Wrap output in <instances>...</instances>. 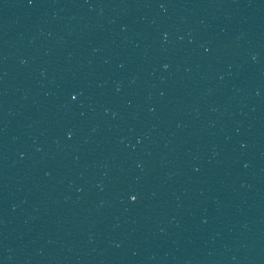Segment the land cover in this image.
<instances>
[{"label": "water", "instance_id": "water-1", "mask_svg": "<svg viewBox=\"0 0 264 264\" xmlns=\"http://www.w3.org/2000/svg\"><path fill=\"white\" fill-rule=\"evenodd\" d=\"M0 264H264V0H0Z\"/></svg>", "mask_w": 264, "mask_h": 264}]
</instances>
